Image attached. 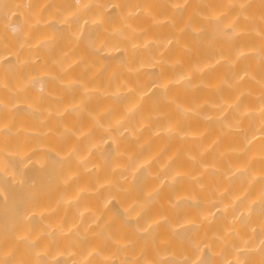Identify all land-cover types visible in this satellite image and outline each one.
Listing matches in <instances>:
<instances>
[{"label":"bare ground","instance_id":"obj_1","mask_svg":"<svg viewBox=\"0 0 264 264\" xmlns=\"http://www.w3.org/2000/svg\"><path fill=\"white\" fill-rule=\"evenodd\" d=\"M0 264H264V0H0Z\"/></svg>","mask_w":264,"mask_h":264}]
</instances>
